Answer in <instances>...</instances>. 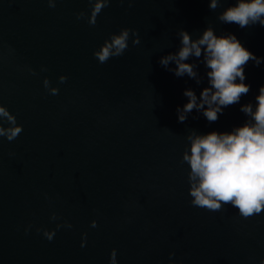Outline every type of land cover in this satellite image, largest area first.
I'll return each instance as SVG.
<instances>
[{"label":"water","instance_id":"1","mask_svg":"<svg viewBox=\"0 0 264 264\" xmlns=\"http://www.w3.org/2000/svg\"><path fill=\"white\" fill-rule=\"evenodd\" d=\"M235 3L211 10L209 0H111L91 26L88 0H0V106L23 127L11 142L0 137V264H110L113 249L117 264L264 261V211L243 218L230 204L193 206L190 166L181 163L193 131L243 126L240 108L255 109L264 86V27L218 20ZM209 26L235 35L261 63L248 62L250 91L217 121L194 109L180 123L183 93L199 98L209 69L185 61L198 64V85L159 60L179 49L180 30L197 39ZM124 28L140 43L130 35L124 54L101 64L94 52ZM44 230L55 231L51 241Z\"/></svg>","mask_w":264,"mask_h":264},{"label":"clouds","instance_id":"2","mask_svg":"<svg viewBox=\"0 0 264 264\" xmlns=\"http://www.w3.org/2000/svg\"><path fill=\"white\" fill-rule=\"evenodd\" d=\"M111 0H88L91 6V14L87 22L95 26L96 18L101 11L108 7ZM121 3L124 0H120ZM134 0H128L129 6ZM49 7H55V0H48ZM219 6V0H209V8L215 10ZM86 14L80 12L77 19H85ZM218 20L225 24H236L241 29L256 24L264 27V0H236L234 6L226 8L218 16ZM133 45L140 43L138 33L133 29H121L119 34H112L105 40L94 57L103 64L110 58L120 57L128 49V40ZM180 42L179 49L159 60V64L171 71L177 77L185 74L195 79L199 85L201 80L197 78V63H185L190 57H194L202 63L206 69L209 86L204 88L199 96L192 90H186L183 95L188 102L183 108H177L178 122L186 121L188 114L195 109L202 112L207 121L215 122L218 114H223V109L238 104L243 95L248 94L250 86L245 84V67L249 61L259 66L261 59L244 48L235 35L217 36L211 26L207 27L197 39L184 30L177 33ZM203 56V59L200 58ZM174 63L175 68H169ZM60 82L66 81V77H60ZM239 81V82H237ZM44 87L51 94H58L57 88H51L50 82L45 79ZM207 106V107H205ZM249 119L243 126L234 128L231 132H211L206 135H197L194 131L187 139L190 141V154L186 149L181 163L190 166L188 183L189 194L193 198L191 204L210 211H219L224 205H232L238 209L243 218L258 215L264 211V86L259 89L256 97L255 109L251 103L240 108ZM6 121L10 126L5 128L2 122ZM23 131L22 126H17L16 119L9 111L0 106V137H6L12 141ZM53 221L58 217L55 213L51 216ZM93 221L91 227H96ZM71 228L72 225H57ZM38 232L41 229H37ZM43 235L51 241L55 231H43ZM84 246L83 244L81 245ZM174 255L170 254V257ZM117 252L115 249L110 254V264H117ZM264 264V261H261Z\"/></svg>","mask_w":264,"mask_h":264}]
</instances>
